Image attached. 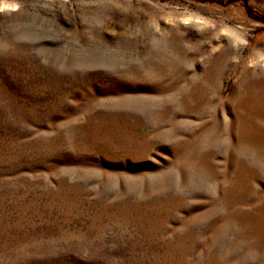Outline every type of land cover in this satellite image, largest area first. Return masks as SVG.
<instances>
[{
  "label": "rangeland",
  "instance_id": "374dc122",
  "mask_svg": "<svg viewBox=\"0 0 264 264\" xmlns=\"http://www.w3.org/2000/svg\"><path fill=\"white\" fill-rule=\"evenodd\" d=\"M0 264H264V0H0Z\"/></svg>",
  "mask_w": 264,
  "mask_h": 264
},
{
  "label": "bare ground",
  "instance_id": "6f19581e",
  "mask_svg": "<svg viewBox=\"0 0 264 264\" xmlns=\"http://www.w3.org/2000/svg\"><path fill=\"white\" fill-rule=\"evenodd\" d=\"M184 23H190V22H201L200 19L194 18L192 16H185L182 20Z\"/></svg>",
  "mask_w": 264,
  "mask_h": 264
}]
</instances>
